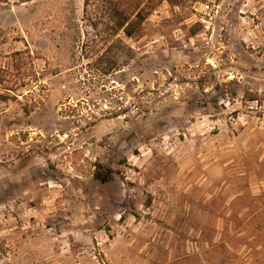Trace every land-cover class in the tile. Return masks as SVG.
Returning <instances> with one entry per match:
<instances>
[{
  "label": "rangeland",
  "instance_id": "374dc122",
  "mask_svg": "<svg viewBox=\"0 0 264 264\" xmlns=\"http://www.w3.org/2000/svg\"><path fill=\"white\" fill-rule=\"evenodd\" d=\"M106 6L0 0V264H264V0Z\"/></svg>",
  "mask_w": 264,
  "mask_h": 264
},
{
  "label": "trees",
  "instance_id": "16d2710c",
  "mask_svg": "<svg viewBox=\"0 0 264 264\" xmlns=\"http://www.w3.org/2000/svg\"><path fill=\"white\" fill-rule=\"evenodd\" d=\"M164 1L178 4V0L176 2L174 0H107L105 14L110 23L109 41L122 43L118 38L120 34H124L127 38L136 36L142 30L145 21ZM89 3L90 0H85V11ZM138 102L143 104V99H139Z\"/></svg>",
  "mask_w": 264,
  "mask_h": 264
}]
</instances>
